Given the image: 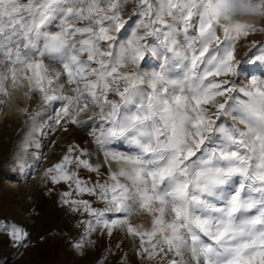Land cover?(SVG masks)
<instances>
[{
	"label": "snow or ice",
	"instance_id": "obj_1",
	"mask_svg": "<svg viewBox=\"0 0 264 264\" xmlns=\"http://www.w3.org/2000/svg\"><path fill=\"white\" fill-rule=\"evenodd\" d=\"M129 3L136 20L121 39ZM252 33L264 28H222L210 0H0V93L27 80L45 102L65 101L56 126L87 124L108 167L103 182L82 178L103 165L72 144L43 173L68 186L61 203L87 214L86 236L125 230L139 240L141 264H264V77L248 88L233 82L245 64H264V52L236 58V43ZM149 57L157 63L144 70ZM121 141L135 153L113 150ZM0 231L18 245L29 235L15 224Z\"/></svg>",
	"mask_w": 264,
	"mask_h": 264
},
{
	"label": "rangeland",
	"instance_id": "obj_2",
	"mask_svg": "<svg viewBox=\"0 0 264 264\" xmlns=\"http://www.w3.org/2000/svg\"><path fill=\"white\" fill-rule=\"evenodd\" d=\"M131 8V3L125 5L123 19L127 23L119 34L121 39L130 35V29L136 20L135 15L129 19ZM251 24L258 29L264 28V18L252 21ZM49 28L54 30V25H49ZM217 34L221 37L223 35L219 29ZM236 48L238 60H244L249 55H260L264 52V33L241 37ZM156 63L154 58L149 57L142 67L150 70ZM242 73L244 78L236 82L237 78L233 77V82L237 88H248L252 77H264V64H245ZM10 87L19 92L17 98L11 97ZM5 88L7 94L0 93V225L15 224L29 235L22 245H18L6 232L0 231V264H127L125 258L128 255L136 258L134 244L138 245L139 240L128 236L123 229L114 230L109 237L106 230L97 227L86 236L83 221L88 219L87 214L73 212L61 203V194L69 190L68 186L64 183L53 185L43 176L46 169L62 159L69 145L76 144L92 151L93 163L103 165L99 176L82 169L81 177L91 178L92 181L100 179L102 182L107 179L108 167L104 165L102 154L95 151L96 145L88 134L91 130L88 125L77 127L68 124V131H62L55 121L65 101L45 102L38 91L30 90L27 80H21L15 87L9 80L5 83ZM57 94H60L59 91ZM63 95L72 93L66 87ZM238 95L246 99L243 94ZM109 99L118 100L119 97L109 94ZM93 115H98V109L82 113L79 119L86 121ZM221 119L229 125L244 128L232 116ZM113 150L134 154L135 146L128 141H121ZM18 159H23L30 167L21 172L19 180L13 177L2 180L4 169L15 167ZM111 168L113 171L118 170L119 165L111 162ZM16 180L17 185H12ZM82 198L94 200V197L87 195ZM93 206L102 207L99 203H94ZM28 214L30 217L26 220L32 219L33 224L22 222L21 218ZM132 223L147 225L149 221L145 217L133 216ZM81 237L83 247H72L73 242L79 241ZM136 264H141L139 258Z\"/></svg>",
	"mask_w": 264,
	"mask_h": 264
},
{
	"label": "clouds",
	"instance_id": "obj_3",
	"mask_svg": "<svg viewBox=\"0 0 264 264\" xmlns=\"http://www.w3.org/2000/svg\"><path fill=\"white\" fill-rule=\"evenodd\" d=\"M222 28L242 33L252 21L264 18V0H210Z\"/></svg>",
	"mask_w": 264,
	"mask_h": 264
},
{
	"label": "bare ground",
	"instance_id": "obj_4",
	"mask_svg": "<svg viewBox=\"0 0 264 264\" xmlns=\"http://www.w3.org/2000/svg\"><path fill=\"white\" fill-rule=\"evenodd\" d=\"M9 91H10L11 97L17 98V95L19 92L13 91L12 87H10ZM61 110H62V108H60L57 116H59V113L61 112ZM20 176H21V170H19V168L17 167V164H15V167H6L4 169L2 180H5V179L8 180V179H10V177H13V178L19 180ZM17 180L14 183H12V185H14V186L17 185ZM8 187L10 188V186H8ZM27 217H30V214L22 217L21 218L22 222H25L28 224H33L34 222L32 219H30L29 221L26 220ZM125 259H126L127 264H136V262L138 261V257L136 256V258H135L134 255H128Z\"/></svg>",
	"mask_w": 264,
	"mask_h": 264
}]
</instances>
